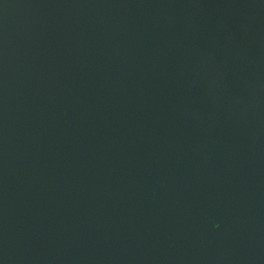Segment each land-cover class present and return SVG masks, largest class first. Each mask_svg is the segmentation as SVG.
<instances>
[{"label": "water", "instance_id": "water-1", "mask_svg": "<svg viewBox=\"0 0 264 264\" xmlns=\"http://www.w3.org/2000/svg\"><path fill=\"white\" fill-rule=\"evenodd\" d=\"M0 264H264V0H0Z\"/></svg>", "mask_w": 264, "mask_h": 264}]
</instances>
